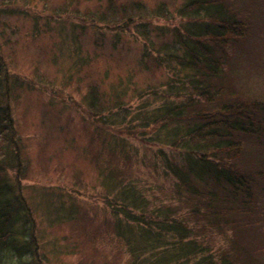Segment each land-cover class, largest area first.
<instances>
[{"label": "trees", "instance_id": "trees-1", "mask_svg": "<svg viewBox=\"0 0 264 264\" xmlns=\"http://www.w3.org/2000/svg\"><path fill=\"white\" fill-rule=\"evenodd\" d=\"M252 3L256 5L255 0H183L175 11L180 22L171 29L135 24L145 41L143 68L162 66L170 74L161 102L139 108L129 122L139 120V133L151 134L147 142L159 146L172 185L171 200L153 204L132 179L121 176L120 167L100 166V178L113 199L114 234L129 254V264H264V256L257 254L264 253V153L259 159L253 156L264 148V98L241 90L230 73L238 46L255 48L248 37ZM143 9L137 3L129 13L124 5L119 18L103 14L98 19L125 28L143 18ZM260 9L264 37V2ZM153 12L167 19L173 15L164 4ZM8 89L0 57V172L15 170L18 177ZM149 90L147 96L155 94ZM88 95L100 124L129 131L115 121L124 110L121 93L113 104L114 119L104 114L107 105L95 88ZM112 138V149L121 151L122 139ZM12 187L0 178V264H41L30 208ZM71 216L62 213V219ZM216 234L223 241L215 242Z\"/></svg>", "mask_w": 264, "mask_h": 264}, {"label": "rangeland", "instance_id": "rangeland-1", "mask_svg": "<svg viewBox=\"0 0 264 264\" xmlns=\"http://www.w3.org/2000/svg\"><path fill=\"white\" fill-rule=\"evenodd\" d=\"M182 2L0 0V57L8 73L7 104L20 157L18 177L14 170L0 172V178L12 184L16 198L30 208L41 264H129V254L114 234L116 218L109 205L113 199L99 175L102 165L120 167L121 176L132 179L153 204L171 200L172 180L163 171L159 146L147 142L151 134L139 133V120H129L139 108L151 109L161 102L170 74L162 66L143 68L145 41L135 24L171 29L180 22L175 11ZM263 2L251 4L254 21L248 37L255 48L238 46L230 73L241 90L264 98L259 27ZM137 3L144 7L143 18H134L125 28L98 19L103 14L119 18L122 6L130 13ZM161 4L172 17L153 12ZM91 88L99 92L107 105L104 114L111 119L116 93H121L124 110L115 121L128 126V132L94 118ZM149 89L155 94L147 96ZM114 135L123 141L121 151L111 147ZM254 151L259 159L264 148ZM13 178H20L18 185ZM66 211L71 219H62ZM214 240L223 238L216 234Z\"/></svg>", "mask_w": 264, "mask_h": 264}]
</instances>
